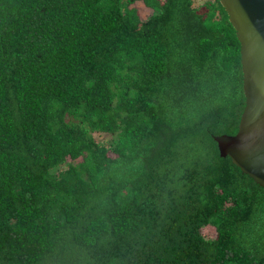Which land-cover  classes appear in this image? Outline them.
Returning <instances> with one entry per match:
<instances>
[{"label":"trees","instance_id":"trees-1","mask_svg":"<svg viewBox=\"0 0 264 264\" xmlns=\"http://www.w3.org/2000/svg\"><path fill=\"white\" fill-rule=\"evenodd\" d=\"M239 50L218 0H0V264H264V189L213 140Z\"/></svg>","mask_w":264,"mask_h":264},{"label":"water","instance_id":"water-1","mask_svg":"<svg viewBox=\"0 0 264 264\" xmlns=\"http://www.w3.org/2000/svg\"><path fill=\"white\" fill-rule=\"evenodd\" d=\"M239 42L245 106L234 135L214 136L221 157L264 189V0H218Z\"/></svg>","mask_w":264,"mask_h":264},{"label":"rangeland","instance_id":"rangeland-1","mask_svg":"<svg viewBox=\"0 0 264 264\" xmlns=\"http://www.w3.org/2000/svg\"><path fill=\"white\" fill-rule=\"evenodd\" d=\"M202 1H204V0H195V4L199 3V2H202ZM138 11H139V14H140L141 18H145L148 15V13H149V11H147V10L145 11L141 7L138 8ZM201 234L204 237L211 239V238H213L215 236V231H214V229L212 227L208 226V227H204V228L201 229Z\"/></svg>","mask_w":264,"mask_h":264}]
</instances>
